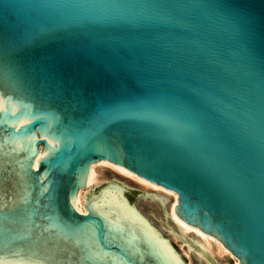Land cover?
<instances>
[{
	"label": "water",
	"instance_id": "95a60500",
	"mask_svg": "<svg viewBox=\"0 0 264 264\" xmlns=\"http://www.w3.org/2000/svg\"><path fill=\"white\" fill-rule=\"evenodd\" d=\"M102 159L264 264V0H0V264H187Z\"/></svg>",
	"mask_w": 264,
	"mask_h": 264
},
{
	"label": "bare ground",
	"instance_id": "6f19581e",
	"mask_svg": "<svg viewBox=\"0 0 264 264\" xmlns=\"http://www.w3.org/2000/svg\"><path fill=\"white\" fill-rule=\"evenodd\" d=\"M99 166H108L115 172L119 173L125 178H129L139 184L142 188H144L148 194L156 193L155 195L159 197L162 203H164V208L166 209V198L172 197V201L169 205V217L173 220L174 227H171L172 230H176V228H179L174 233L176 236H181L182 234H187L193 237L197 242L200 243L201 247H203V250H209L215 254H218L220 256L225 255H231L233 256V264H239V259L235 257L230 251L224 250V244L217 238L210 236L203 232L200 229H197L195 227L190 226L186 221L176 216L175 212V206L178 203V194L176 191H173L171 189L158 186L154 182L146 181L144 180L140 175L127 172L124 168H121L119 166H116L114 164L108 163L105 164V159L99 160L97 162H94L91 166V172L89 176V181L87 184V190L80 189L77 195V206L83 210L86 211L85 206V197L88 195L89 192H91L93 189H95L98 185H100L104 180L99 175ZM126 184V183H124ZM127 203V202H126ZM176 227V228H175ZM181 235H180V234ZM164 239L173 247L172 243L169 239ZM183 242L187 243V246H183L184 252L191 257V251L193 249V246H191V243L188 239L183 238ZM174 248V247H173ZM185 262V261H184ZM186 264V263H185ZM188 264V263H187ZM190 264H194L193 261H190ZM219 264V263H218Z\"/></svg>",
	"mask_w": 264,
	"mask_h": 264
},
{
	"label": "rangeland",
	"instance_id": "374dc122",
	"mask_svg": "<svg viewBox=\"0 0 264 264\" xmlns=\"http://www.w3.org/2000/svg\"><path fill=\"white\" fill-rule=\"evenodd\" d=\"M99 175L101 178L106 180L111 179H120L125 182L131 189L128 193L130 197L135 201L140 209L145 213L148 219L153 223V225L166 237H168L176 247L181 249L182 255L186 258L188 264L192 260L194 264H233V256L225 255L220 256L215 254L209 250H203L204 248L201 247L200 243L197 242L193 237L187 234H180L181 236H176V233L179 228L176 230H172L171 227H174L173 220L169 217V205L172 201V197L166 198V209L163 207L164 203L159 201L157 198L151 197H144L139 196L140 192H147L144 188L139 186L136 182L129 178H125L123 176L115 174L110 167L108 166H99ZM105 181V180H104ZM149 193V192H147ZM136 194V196H135ZM156 194V193H152ZM176 231V232H175ZM183 238H186L190 241L191 246L193 249L191 251V257L188 256L184 252L183 246H187L188 244L183 242Z\"/></svg>",
	"mask_w": 264,
	"mask_h": 264
}]
</instances>
